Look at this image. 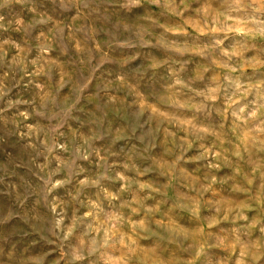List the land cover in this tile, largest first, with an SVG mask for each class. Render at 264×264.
Instances as JSON below:
<instances>
[{
  "label": "clouds",
  "instance_id": "1",
  "mask_svg": "<svg viewBox=\"0 0 264 264\" xmlns=\"http://www.w3.org/2000/svg\"><path fill=\"white\" fill-rule=\"evenodd\" d=\"M0 264H264V0H0Z\"/></svg>",
  "mask_w": 264,
  "mask_h": 264
}]
</instances>
